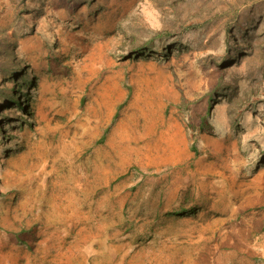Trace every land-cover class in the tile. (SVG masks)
I'll list each match as a JSON object with an SVG mask.
<instances>
[{
  "label": "rangeland",
  "instance_id": "obj_1",
  "mask_svg": "<svg viewBox=\"0 0 264 264\" xmlns=\"http://www.w3.org/2000/svg\"><path fill=\"white\" fill-rule=\"evenodd\" d=\"M0 264H264V0H0Z\"/></svg>",
  "mask_w": 264,
  "mask_h": 264
}]
</instances>
